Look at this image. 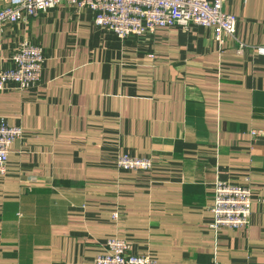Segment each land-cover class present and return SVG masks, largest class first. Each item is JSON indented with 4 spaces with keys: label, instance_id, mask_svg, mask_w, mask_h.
Instances as JSON below:
<instances>
[{
    "label": "crops",
    "instance_id": "crops-1",
    "mask_svg": "<svg viewBox=\"0 0 264 264\" xmlns=\"http://www.w3.org/2000/svg\"><path fill=\"white\" fill-rule=\"evenodd\" d=\"M225 10L223 40L200 25L122 40L68 4L0 32V72L23 41L45 57L37 88L0 92V121L24 130L0 177V264H94L109 237L158 264H264V0ZM247 177L250 223L215 234L216 181Z\"/></svg>",
    "mask_w": 264,
    "mask_h": 264
},
{
    "label": "built area",
    "instance_id": "built-area-1",
    "mask_svg": "<svg viewBox=\"0 0 264 264\" xmlns=\"http://www.w3.org/2000/svg\"><path fill=\"white\" fill-rule=\"evenodd\" d=\"M226 0H9V5L0 10V32L8 24L26 22L41 12L58 5L68 4L78 9H90L95 14V23L117 36L153 35L159 29L192 25L211 27L217 40L233 38L238 18L225 10ZM264 47H260V51ZM8 67L0 72V92L8 90H32L40 85L45 57L43 49L29 41H23L10 58ZM258 136L260 131L253 130ZM24 136L20 126L0 121V177L8 172L11 145ZM122 171L149 173L154 170L152 157L119 155L116 159ZM253 206V190L250 178L244 183H229L217 180L213 196V221L210 228L219 234L224 227L244 228L250 223ZM121 212H112V219L119 220ZM94 264H158L151 254L131 252L127 239L109 237L94 260ZM212 264H222L214 255Z\"/></svg>",
    "mask_w": 264,
    "mask_h": 264
}]
</instances>
